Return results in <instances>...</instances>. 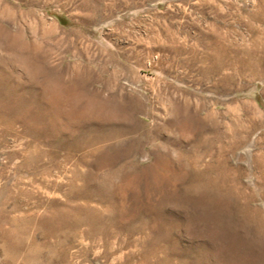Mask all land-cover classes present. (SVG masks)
Returning <instances> with one entry per match:
<instances>
[{"label":"rangeland","instance_id":"1","mask_svg":"<svg viewBox=\"0 0 264 264\" xmlns=\"http://www.w3.org/2000/svg\"><path fill=\"white\" fill-rule=\"evenodd\" d=\"M0 264H264V0H0Z\"/></svg>","mask_w":264,"mask_h":264}]
</instances>
